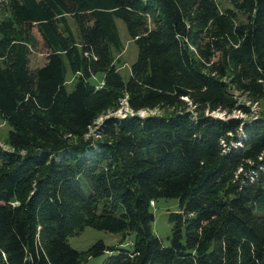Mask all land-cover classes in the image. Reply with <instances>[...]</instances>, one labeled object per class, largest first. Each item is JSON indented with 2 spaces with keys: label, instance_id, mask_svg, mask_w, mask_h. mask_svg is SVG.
Here are the masks:
<instances>
[{
  "label": "trees",
  "instance_id": "1",
  "mask_svg": "<svg viewBox=\"0 0 264 264\" xmlns=\"http://www.w3.org/2000/svg\"><path fill=\"white\" fill-rule=\"evenodd\" d=\"M28 1V0H25ZM15 1L0 28V264H264V112L234 91L264 100V0ZM23 11H22V10ZM49 47L30 67L29 36ZM115 18L138 45L126 80ZM68 62V66L67 63ZM68 67L76 76L66 85ZM125 99L132 113L108 117ZM161 112L142 116L140 110ZM179 199L170 244L153 231V201ZM86 226L130 233L132 248L98 240L86 251L69 236Z\"/></svg>",
  "mask_w": 264,
  "mask_h": 264
},
{
  "label": "rangeland",
  "instance_id": "2",
  "mask_svg": "<svg viewBox=\"0 0 264 264\" xmlns=\"http://www.w3.org/2000/svg\"><path fill=\"white\" fill-rule=\"evenodd\" d=\"M15 1L18 2L21 6H24L27 9L34 8L32 7V1H37L38 3L43 0H0V28L4 23H12V9L19 12L20 10L16 7ZM22 10V9H21ZM23 11V10H22ZM62 16L67 20L68 28L73 33L74 36L77 34V27L74 20V17L71 14H61L56 11L53 14L52 23L47 22L48 26H43L44 31L41 29L40 24L31 21H25L22 26L17 24L13 25V29L20 33V36H29L32 39L30 45V67H36L42 65L45 60L49 47H47L46 42L43 38V33L49 34L53 33L56 29L63 35L67 34V31L63 28L58 20ZM115 22L118 27L122 39V49L120 51L113 50L114 54V64L118 71L122 74L124 79H128L131 73V66L138 58V45L133 38L127 32L126 25L124 21L120 18H115ZM43 32V33H42ZM67 66L68 62L66 61ZM76 76L71 72L68 67L66 73V85L69 90L73 88L74 80ZM235 96L239 100V103H245L251 108V114L243 112L240 109L233 110L230 114L226 111H213L212 114L221 118L229 117H243L251 118L254 114H260L264 112V100L260 102H252L246 94H243L240 91H234ZM122 106L116 110H109L106 115H103L98 118L96 124L90 128L91 133H95L99 128L100 124L108 117H123L126 113H132V109L126 103V100L123 99ZM161 110L155 108L153 110H140L138 114L146 116L149 114L159 113ZM10 123L0 116V145L6 146L5 142L9 136L11 130ZM179 199L176 197L166 198L161 197L156 201H153L152 211L154 212V220L152 222L153 231L162 239L163 243L166 245L170 244V237L172 235L173 223L170 221V213L177 212L180 210ZM123 233L121 232H110L103 229H98L92 226H86L80 233L69 236V243L76 249L80 251H86L92 244L98 240H103L108 245H118L126 248H132V245L129 243L130 240L134 237L133 233L127 235L126 239L120 244L122 240ZM111 254L110 251L98 256H91L84 260V264H104L107 257Z\"/></svg>",
  "mask_w": 264,
  "mask_h": 264
}]
</instances>
